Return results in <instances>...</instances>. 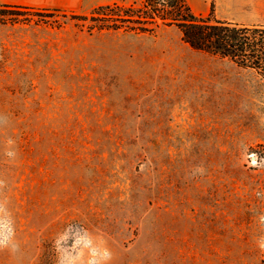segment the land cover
I'll list each match as a JSON object with an SVG mask.
<instances>
[{"label": "rangeland", "instance_id": "374dc122", "mask_svg": "<svg viewBox=\"0 0 264 264\" xmlns=\"http://www.w3.org/2000/svg\"><path fill=\"white\" fill-rule=\"evenodd\" d=\"M91 12L0 23V264H264V81Z\"/></svg>", "mask_w": 264, "mask_h": 264}, {"label": "trees", "instance_id": "16d2710c", "mask_svg": "<svg viewBox=\"0 0 264 264\" xmlns=\"http://www.w3.org/2000/svg\"><path fill=\"white\" fill-rule=\"evenodd\" d=\"M60 12L0 5V23L15 21L25 13ZM99 31L132 35L154 34L162 27H174L191 49L227 60L234 66L255 72L264 81V26H244L214 16L193 13L188 0H140L129 5L110 4L92 10Z\"/></svg>", "mask_w": 264, "mask_h": 264}, {"label": "crops", "instance_id": "0c3cea01", "mask_svg": "<svg viewBox=\"0 0 264 264\" xmlns=\"http://www.w3.org/2000/svg\"><path fill=\"white\" fill-rule=\"evenodd\" d=\"M140 0H0V5L29 7L36 10H59L64 13L91 12L110 4H132ZM196 15H207L211 5L217 19L244 26H264V0H188Z\"/></svg>", "mask_w": 264, "mask_h": 264}]
</instances>
